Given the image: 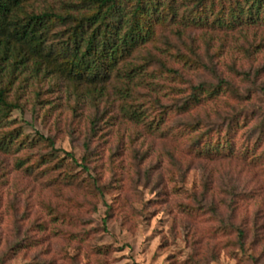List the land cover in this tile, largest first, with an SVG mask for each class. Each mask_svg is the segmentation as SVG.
Segmentation results:
<instances>
[{
	"label": "rangeland",
	"instance_id": "obj_1",
	"mask_svg": "<svg viewBox=\"0 0 264 264\" xmlns=\"http://www.w3.org/2000/svg\"><path fill=\"white\" fill-rule=\"evenodd\" d=\"M80 1L28 9L80 18ZM262 1L234 22L230 0L165 1L176 13L97 85L0 82L21 104L0 122V264H264Z\"/></svg>",
	"mask_w": 264,
	"mask_h": 264
},
{
	"label": "trees",
	"instance_id": "obj_2",
	"mask_svg": "<svg viewBox=\"0 0 264 264\" xmlns=\"http://www.w3.org/2000/svg\"><path fill=\"white\" fill-rule=\"evenodd\" d=\"M31 1L0 0V82L8 78L11 84L10 77L26 74L29 78L45 71L64 80L97 85L121 60L151 40L154 24L164 18L162 9L176 13L167 0H82L79 4L85 14L76 19L67 15L77 25L68 39L55 42L53 28L68 17L48 9L31 12ZM230 1L234 3L230 5L231 22L243 20L242 15L258 16L263 6L262 0H253L248 8L239 0ZM205 90L196 87L181 109L199 101ZM6 91L7 87H0V122L21 107L9 101ZM124 112L131 119L140 117L136 109L124 108Z\"/></svg>",
	"mask_w": 264,
	"mask_h": 264
}]
</instances>
